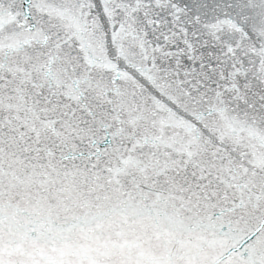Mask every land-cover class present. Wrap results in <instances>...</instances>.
Instances as JSON below:
<instances>
[{
    "label": "snow or ice",
    "instance_id": "6c2138e0",
    "mask_svg": "<svg viewBox=\"0 0 264 264\" xmlns=\"http://www.w3.org/2000/svg\"><path fill=\"white\" fill-rule=\"evenodd\" d=\"M0 264H264V0H0Z\"/></svg>",
    "mask_w": 264,
    "mask_h": 264
}]
</instances>
